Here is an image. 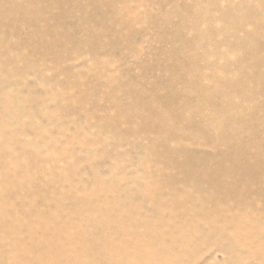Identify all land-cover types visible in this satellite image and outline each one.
Wrapping results in <instances>:
<instances>
[{
  "label": "rangeland",
  "instance_id": "1",
  "mask_svg": "<svg viewBox=\"0 0 264 264\" xmlns=\"http://www.w3.org/2000/svg\"><path fill=\"white\" fill-rule=\"evenodd\" d=\"M0 212V264L47 225L264 264V0H0Z\"/></svg>",
  "mask_w": 264,
  "mask_h": 264
},
{
  "label": "bare ground",
  "instance_id": "2",
  "mask_svg": "<svg viewBox=\"0 0 264 264\" xmlns=\"http://www.w3.org/2000/svg\"><path fill=\"white\" fill-rule=\"evenodd\" d=\"M118 203H121L120 200H117L116 204ZM0 217H3L2 212H0ZM130 217L131 215L129 213H124L122 216H118L117 218L120 222H125L129 221ZM47 226H44L43 232L47 234L45 235L47 238H50L47 242L51 245L48 243L47 245L49 246L44 245V242L47 239L45 237L43 238L45 240L36 241L31 247L33 249L29 248L28 250V248L20 249L15 241V243H12L10 247H7L8 251H6L8 253H4L11 257L14 264H32V261L34 260L36 261V264H110V262L115 264L117 256H122V259L126 260L125 263H128L129 261L128 264H166L168 261L176 260V256L171 255L170 249L163 246L162 239L164 236H162L156 229L150 228L151 225H147L146 228L148 229L147 233H145L146 236H143L144 241L147 243L146 245H149L150 247H145L142 243H138L136 245L134 244L136 250L135 252H129V249L126 248V246L124 249L116 247L110 240V236H106L105 233H101L96 239H88V235L85 236V234L80 237L71 234L78 237L79 242L76 241L75 238H70V240L64 241L61 233L54 230L51 225ZM89 229H91V225H89ZM32 233L34 234L33 231ZM85 233H88L87 229ZM10 249H16V252H10ZM131 256H134L135 259L137 258V261H130Z\"/></svg>",
  "mask_w": 264,
  "mask_h": 264
}]
</instances>
